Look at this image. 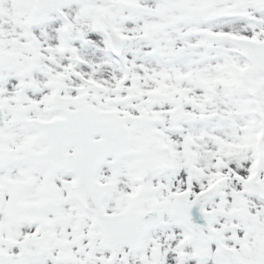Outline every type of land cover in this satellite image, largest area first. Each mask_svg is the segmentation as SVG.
Returning <instances> with one entry per match:
<instances>
[{
	"label": "snow or ice",
	"instance_id": "obj_1",
	"mask_svg": "<svg viewBox=\"0 0 264 264\" xmlns=\"http://www.w3.org/2000/svg\"><path fill=\"white\" fill-rule=\"evenodd\" d=\"M0 264H264V0H0Z\"/></svg>",
	"mask_w": 264,
	"mask_h": 264
}]
</instances>
